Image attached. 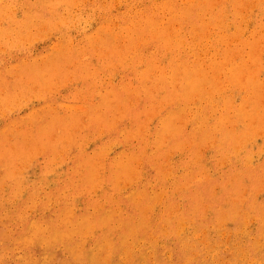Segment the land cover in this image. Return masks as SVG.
<instances>
[{
	"label": "rangeland",
	"instance_id": "374dc122",
	"mask_svg": "<svg viewBox=\"0 0 264 264\" xmlns=\"http://www.w3.org/2000/svg\"><path fill=\"white\" fill-rule=\"evenodd\" d=\"M253 65H256L255 69ZM214 67H217V72L214 71L216 75L211 73ZM262 67L264 69V0H0V198L3 197V200L0 199V241L3 239L6 242H0V264H264V123H261L263 127L258 123L255 129L249 128L252 124L256 126L254 122L247 123L248 117L238 116L242 110L247 116L260 115V120L264 122ZM197 70L199 75L193 76V80L195 77L201 85L194 93L197 96L191 94L190 99H186L187 103L183 100L185 105L181 104L183 102L177 98L189 82V86L193 83L190 76L184 73L194 74ZM236 71H241L243 82L232 85L233 81L229 78ZM214 77H218L219 81ZM208 80L215 81L212 82L214 85H209ZM221 81L223 83L215 85ZM175 84L176 87L178 84L177 88ZM241 84L246 89L245 86L235 89ZM255 86L258 88L255 89ZM204 88H209L210 93L208 90L203 92ZM217 89L223 90L215 93ZM202 96H209V99H201ZM224 99L227 101L225 105ZM260 103L262 106H259ZM201 109L202 114L204 110L207 113L201 116ZM131 112L136 116L129 114ZM231 113H235L236 117L230 116ZM199 114L202 120L205 119L204 123L200 122ZM225 115L230 122L225 120ZM93 123H97L99 129H95ZM198 123H202L200 126L204 133L200 132ZM218 123L222 124L219 125L223 130L227 129L228 136L233 134L231 138L226 136L224 139L225 133L221 134L223 130ZM246 124H250V130ZM197 129L200 133L196 132ZM210 129L218 132H211L217 140L210 139ZM230 130L232 133H229ZM173 134L177 135L175 139L179 144L182 141L185 146L181 144V147L176 146L177 150L173 149L176 145ZM204 134L210 143L208 139L205 141ZM58 138L71 142L66 145V141L60 142ZM190 140L195 141L192 143ZM199 142L200 145L195 146ZM56 143L64 147H58ZM21 148L23 156L29 154L26 161V155L24 159L21 157ZM10 155L13 159L21 157L24 161L12 159L14 162L11 163L16 165L11 167ZM193 155L199 156L198 159ZM77 158L78 162L83 160L80 161L82 164H77ZM186 163L189 164L187 167L184 166ZM89 164L93 166L90 170ZM92 169L97 170H93L95 174ZM128 169L134 178H131ZM13 170L15 175H12ZM66 179L71 183L68 184ZM76 179H80L82 184ZM93 180L95 184L92 186L100 184L91 188L89 185ZM85 186L84 191L82 188ZM14 190L17 194L23 191L17 195ZM80 190L84 193L81 194ZM87 192H90L89 195ZM48 196H51V201ZM135 196L141 198L136 200ZM67 211L70 217L64 216ZM122 217H126L125 220ZM70 221L73 224L68 225ZM76 227H79L78 232ZM175 231H179L178 236ZM70 233L73 237L69 236ZM16 242L20 243L19 246Z\"/></svg>",
	"mask_w": 264,
	"mask_h": 264
},
{
	"label": "bare ground",
	"instance_id": "6f19581e",
	"mask_svg": "<svg viewBox=\"0 0 264 264\" xmlns=\"http://www.w3.org/2000/svg\"><path fill=\"white\" fill-rule=\"evenodd\" d=\"M153 1H154V0H153ZM15 2H16V0H15ZM33 2H34V1H33ZM198 2H199V1H198ZM198 2H197V3H198ZM203 2H204V1H203ZM208 4H209V3H208ZM69 5H70V4H69ZM196 5H197V4H196ZM209 5H210V4H209ZM39 6H40V5H39ZM41 7H42V6H41ZM47 7H48V6H47ZM194 7H195V6H194ZM50 8H51V7H50ZM65 9H66V8H65ZM183 9H184V8H183ZM66 10H67V9H66ZM70 12H71V11H70ZM240 12H241V11H240ZM55 14H56V13H55ZM178 15H179V14H178ZM64 16H65V15H64ZM46 20H47V19H46ZM217 22H218V21H217ZM176 24H177V23H176ZM243 26H244V25H243ZM128 28H129V27H128ZM177 28H178V27H177ZM203 28H204V27H203ZM242 28H243V27H242ZM156 29H157V28H156ZM194 30H195V29H194ZM67 31H68V30H67ZM162 36H163V35H162ZM66 40H67V39H66ZM262 41H263V40H262ZM95 42H96V41H95ZM67 43H68V42H67ZM137 45H138V44H137ZM16 46H17V45H16ZM258 48H259V46H258ZM256 49H257V48H256ZM226 50H227V49H226ZM256 51H257V50H256ZM232 52H233V51H232ZM250 53H251V52H250ZM253 53H254V52H253ZM255 53H256V52H255ZM259 53H260V52H259ZM63 56H64V55H63ZM203 56H204V55H203ZM107 59H108V58H107ZM256 60H257V59H256ZM220 61H221V60H220ZM257 61H258V60H257ZM205 62H206V61H205ZM111 63H112V61H111ZM109 64H110V63H109ZM218 64H219V63H218ZM235 64H236V63H235ZM259 64H260V63H259ZM191 65H192V64H191ZM111 66H112V65H111ZM217 66H219V65H217ZM253 66H254V69H255V66H256V65H253ZM67 67H68V66H67ZM244 67H245V66H244ZM125 68H126V67H125ZM125 68H124V69H125ZM207 68H208V67H207ZM210 68H211V67H209V69H210ZM214 68H215V70H213V71L211 72V73H213V74H214L215 72H217V70H216L217 67H214ZM221 68H222V67H221ZM245 68H246V67H245ZM249 68H251V67H249ZM252 68H253V67H252ZM122 69H123V68H122ZM212 69H213V68H212ZM222 69H223V68H222ZM262 69H263V67H262ZM109 70H110V69H109ZM248 70H249V69H248ZM263 70H264V69H263ZM65 71H66V70H65ZM214 71H215V72H214ZM43 72H44V71H43ZM250 72H251V71H249V73H250ZM48 73H49V72H48ZM162 73H163V72H162ZM249 73H248V74H249ZM251 73H252V72H251ZM55 74H56V73H55ZM177 74H181V73H177ZM177 74H176V75H177ZM184 74H185V76L189 75V76H190L189 79H190V81H192L193 83H192L191 86H189V85H190V82H189V83L187 84V87L184 88V92H183V93L177 98L178 101H182V102H183V100H186L191 94L194 95V96H197V94L195 95L194 93H195L196 91H199L198 89H199L200 86H201L200 83H199V84L197 83V79H195V77H197V76L199 75V71H198V70H197L196 72H194V74H193V73H184ZM190 74H192V75H190ZM228 74H229V73H228ZM215 75H216V73H215ZM240 75H241V71H236V72L232 73L231 77L229 78V81H230V79H231V81H233V82H232V85H233V84H239V83L243 82L242 77H240ZM242 75H243V73H242ZM49 76H50V75H49ZM157 76H158V75H157ZM193 76H195V77H194V80H193ZM208 76H209V75H208ZM217 76H218V75H217ZM220 76H221V75H220ZM220 76H219V77H220ZM226 76H230V75H226ZM245 76H246V75H245ZM253 76H255V75H253ZM8 77H9V76H8ZM76 77H77V74H76ZM205 77H206V75H205ZM247 77H249V76H247ZM214 78H215V77H214ZM226 78H227V77H226ZM244 78H245V77H243V79H244ZM253 78H254V77H253ZM175 79H176V78H175ZM203 79H204V78H203ZM208 79H209V78H208ZM215 79L217 80V79H219V78L217 77V78H215ZM248 79H249V78H248ZM63 80H64V79H63ZM63 80H62V81H63ZM80 80H81V79H80ZM227 80H228V79H227ZM4 81H5V80H4ZM172 81H173V80H172ZM204 81H205V80H204ZM208 81H209V80H208ZM217 81H219V80H217ZM131 82H132V81H131ZM212 82H213V81H209L208 84L210 85ZM214 82H215V81H214ZM214 82H213V83H214ZM226 82H227V81L225 80V83H226ZM254 82H255V81H254ZM125 83H126V82H125ZM156 83H157V82H156ZM156 83H155V84H156ZM206 83H207V82H206ZM213 83H212V85H214ZM220 83H223V82L221 81V82H219V83H217V84H215V85L218 86ZM64 84H66V83H64ZM202 84H203V83H202ZM244 84H245V83H244ZM209 85H207V86H209ZM249 85H251V84H249ZM207 86H206V87H207ZM217 86H216V87H217ZM240 86H241V87H240ZM240 86H237V87H239V88H236V87H235V89H241L242 86H245V85H242V84H241ZM168 87H169V86H168ZM174 87H176V84H175ZM177 87H178V84H177ZM177 87H176V88H177ZM202 87H203V86H202ZM204 87H205V85H204ZM212 87L215 88V86H212ZM220 87H221V86H220ZM220 87H219V88H220ZM225 87H226V84H225ZM247 87H248V85H247ZM256 87H257V86H255V89H256ZM263 87H264V86H263ZM156 88H157V87H156ZM209 88L211 89V87H209ZM209 88H207L206 90H208V92L210 93V91H211L212 89L210 90ZM219 88H218V89H219ZM223 88H224V84H223ZM232 88H233V87H231V89H232ZM243 88H244V87H243ZM252 88H253L252 86L249 88V89L251 90V93H252V90H253ZM257 88H258V87H257ZM150 89H151V88H150ZM173 89H175V88H173ZM218 89L216 90L215 93H217L218 91L220 92V90H221V91L223 90V89H220V90H218ZM227 89H228V88H227ZM245 89H246V86H245ZM261 89H264V88H261ZM261 89H260V90H261ZM176 90H177V89H176ZM201 90H203V89H201ZM206 90H205V88H204V91H203V92H205ZM209 90H210V91H209ZM167 91H169V89H168ZM214 91H215V90L213 89V92H214ZM156 92H157V91H156ZM170 92H171V91H170ZM203 92H202V94H203ZM244 92H245V91H244ZM244 92H243V93H244ZM255 92H256V91H255ZM8 93H9V92H8ZM34 93H35V92H34ZM158 93H159V92H158ZM199 93H200V92H199ZM199 93H198V94H199ZM206 93H207V92H206ZM226 93H227V92H226ZM155 94H157V93H155ZM228 94H229V93H228ZM254 94H255V93H254ZM207 95H208V94H207ZM261 95L263 96V94H261ZM164 96H165V95H164ZM166 96H167V95H166ZM169 96H170V95H169ZM234 96H235V95H234ZM255 96H256V95H255ZM255 96H254V97H255ZM77 97H78V96H77ZM143 97H144V96H143ZM172 97H173V96H172ZM172 97H171V98H172ZM174 97H175V96H174ZM176 97H177V95H176ZM203 97L208 98L209 96H202L201 99H202ZM237 97H238V96H237ZM146 98H147V97H146ZM161 98H162V96H161ZM169 98H170V97H169ZM191 98H192V96H191ZM199 98H200V97H199ZM225 98H226V97H225ZM229 98H230V97H229ZM239 98H240V97H239ZM251 98H252V97H251ZM261 98H262V97H261ZM16 99H17V98H16ZM162 99H163V98H162ZM188 99H190V98H188ZM204 99H205V98H204ZM208 99H209V98H208ZM245 99H246V97H245ZM13 100H14V98H13ZM85 100H86V99H85ZM154 100H155V99H154ZM165 100H166V98H165ZM196 100H197V99H196ZM251 100H252V99H251ZM253 100H254V98H253ZM261 100H262V99H261ZM163 101H164V100H163ZM167 101H168V100H167ZM187 101H188V100H186V103H187ZM190 101H192V100H190ZM207 101H208V100H207ZM225 101H226V99H224V102H225ZM262 101L264 102V100H262ZM159 102H160V100H159ZM168 102H169V101H168ZM226 102H227V101H226ZM226 102L223 103V104L225 105ZM251 102H253V101H251ZM251 102H250V103H251ZM263 102H262V103H263ZM128 103H129V102H128ZM170 103H171V101H170ZM177 103H178V102H177ZM180 103H181V102H180ZM180 103H179V104H180ZM184 103H185V102H183V103H181V104H184ZM188 103H190V102H188ZM229 103H230V101H229ZM159 104H160V103H158V105H159ZM205 104H206V102H205ZM247 104H249V102H247L246 105H247ZM254 104H255V103H254ZM110 105H111V104H110ZM130 105H131V104H130ZM176 105H177V104H176ZM184 105H185V104H184ZM195 105H196V104H195ZM214 105H215V104H214ZM244 105H245V104H244ZM256 105H257V103H256ZM260 105H261V103L259 104V106H260ZM160 106L162 107L161 104H160ZM205 106H206V105H205ZM215 106H216V105H215ZM230 106H231V105H230ZM238 106H239V105H238ZM242 106H243V105H242ZM247 106H248V105H247ZM247 106H246V108H247ZM261 106H262V105H261ZM153 107H154V106H153ZM169 107H170V106H169ZM188 107H189V105H188ZM188 107H187V108H188ZM212 107H213V106H212ZM227 107H228V106H227ZM252 107H253V106H252ZM257 107H258V106H257ZM0 108H1V107H0ZM66 108H67V107H66ZM70 108H71V107H70ZM118 108H119V106H118ZM144 108H145V107H144ZM174 108H175V107H174ZM187 108H186V109H187ZM193 108H194V107H193ZM200 108H202V107H199V109H200ZM208 108H210V107H208ZM223 108H224V107H223ZM230 108H231V107H230ZM240 108H241V107H240ZM254 108H255V107H254ZM71 109H72V108H71ZM77 109H78V108H77ZM119 109H121V108H119ZM149 109H150V108H149ZM155 109H157V108H155ZM176 109H177V107H176ZM182 109H184V108H182ZM210 109H211V108H210ZM72 110H73V109H72ZM121 110H122V109H121ZM212 110H213V108H212ZM247 110H248V109H247ZM130 111H131V110H130ZM187 111H188V110H187ZM224 111H225V110H224ZM240 111H241V112L238 113V116H239V117H241V118H246V117H248V118H249V122L247 121V119H248V118H247V119H246L247 123H250V121H251V122H254V124L256 125V126H252L253 124L250 125V124H251V123H250V124H248V126L250 125L249 128H252V127H253V129H255V128L258 126V125H257L258 123H260V125H261V123H264L262 120H260V117H261L260 115H258L259 117H257V115H255V116H247V115H246V112H243L242 110H240ZM245 111H246V110H245ZM33 112H34V111H33ZM94 112H95V111H94ZM128 112H129V111H128ZM128 112H127V113H128ZM132 112H133V111H132ZM132 112L129 113V114H133ZM154 112H155V110H154ZM172 112H173V108H172ZM200 112H201V116H202L204 113H205V114L207 113V112L204 110V113L202 114V112H203L202 109H201ZM200 112H198V113H200ZM213 112H214V111H213ZM213 112H212V113H213ZM215 112H216V111H215ZM215 112H214V113H215ZM222 112H223V111H222ZM230 112H231V111H230ZM256 112H257V111H256ZM263 112H264V110L262 111V114L264 115ZM122 113H123V112H122ZM139 113H140V112H139ZM139 113H138V114H139ZM155 113H156V112H155ZM174 113H175V112H174ZM181 113H182V111H181ZM186 113L188 114V112H186ZM212 113H211V114H212ZM214 113H213V114H214ZM249 113L251 114V112H248V114H249ZM125 114H126V112H125ZM148 114H149V113H148ZM158 114H159V113H158ZM205 114H204V115H205ZM223 114H224V113H223ZM227 114H228V113H227ZM234 114H235V113H234ZM234 114L232 115V113H231L230 116L234 117V116H235ZM252 114H253V113H252ZM109 115H111V114H109ZM133 115H135V114H133ZM133 115H132V116H133ZM142 115H143V114H142ZM182 115H183V114H182ZM197 115H198V114H197ZM130 116H131V115H130ZM135 116H136V115H135ZM135 116H134V117H135ZM139 116H140V115H139ZM139 116H137V117H139ZM144 116H145V115H144ZM201 116H200V114H199V116H198L199 119L201 118ZM215 116H216V115H215ZM230 116H229V117H230ZM125 117H126V115H125ZM134 117H132V118L134 119ZM147 117H148V115H147ZM170 117H171V116H170ZM183 117H184V115L182 116V118H183ZM203 117H206V116H203ZM235 117H236V116H235ZM253 117H256V118H253ZM109 118H110V117H109ZM121 118H122V117H121ZM127 118H129V115H128ZM130 118H131V117H130ZM142 118H143V117H142ZM142 118H141V119H142ZM148 118H149V117H148ZM152 118H153V117H151V119H152ZM177 118H178V117H177ZM223 118H224V117H223ZM258 118H259V120H258ZM262 118L264 119V117H262ZM262 118H261V119H262ZM84 119H85V117H84ZM133 119H131V120H133ZM138 119H139V118H138ZM179 119H181L180 116H179ZM226 119L229 121V118L226 117V115H225V120H226ZM251 119H252V120H251ZM255 119L257 120V123H256V120H255ZM119 120H120V119H119ZM127 120H129V119H127ZM145 120H146V119H145ZM145 120H144V121H145ZM168 120H169V119H168ZM203 120L205 121L204 118H203ZM203 120H202V118H201L200 122L203 121ZM206 120H207V119H206ZM116 121H117V120H116ZM138 121H139V120H138ZM147 121H148V120H147ZM179 121H180V120H179ZM204 121H203V123H204ZM232 121H233V120H232ZM243 121H244V120H243ZM52 122H53V121H52ZM96 122L98 123V122H100V121H96ZM113 122H114V121H113ZM145 122H146V121H145ZM181 122H182V121H181ZM181 122H180V123H181ZM200 122H199V123H200ZM220 122H221V121H220ZM223 122H225V121L223 120ZM226 122H227V121H226ZM229 122H230V121H229ZM57 123H58V122H57ZM94 123H95V122H94ZM94 123H93V124H94ZM97 123H96V125L94 124V125L96 126L95 129H96V128L99 129V127H97ZM101 123H102V122H100V124H101ZM103 123H104V122H103ZM140 123H141V122H140ZM178 123H179V122H178ZM189 123H191V122H189ZM199 123H198V124H199ZM206 123H207V122H206ZM206 123H205V124H206ZM35 124H36V123H35ZM98 124H99V123H98ZM104 124H105V123H104ZM115 124H116V122H115ZM145 124H146V123H145ZM174 124H176V123H174ZM201 124H202V123H201ZM201 124H199V126H200ZM219 124H220V125H222V124H221V123H218V126L221 127ZM223 124H224V123H223ZM243 124H245V123H243ZM63 125H64V124H63ZM88 125H89V124H88ZM165 125H166V124H165ZM179 125H180V124H179ZM229 125H230V124H229ZM229 125H228V126H229ZM232 125L235 126L234 124H232ZM236 125H237V124H236ZM98 126H99V125H98ZM102 126H103V125H102ZM175 126H176V125H175ZM185 126H186V125H185ZM245 126L248 128L247 124H246ZM261 126H262V125H261ZM263 126H264V125H263ZM263 126H262V127H263ZM30 127H32V126H30ZM60 127H61V126H60ZM79 127H80V126H79ZM100 127H101V126H100ZM106 127L108 128V126H106ZM144 127H145V126H144ZM171 127H172V126H171ZM214 127H215V126H214ZM219 127H218V128H219ZM223 127L225 128L224 125H223ZM55 128H56V127H55ZM93 128H94V127H93ZM93 128L91 127V129H93ZM176 128H177V127H176ZM194 128H195V127H194ZM198 128H200V132L202 133L203 130L201 131V126L198 127ZM205 128H207V127L205 126ZM205 128H202V129H205ZM212 128H213V127H212ZM218 128L215 127V129H218ZM232 128H233V127H232ZM249 128H248V129H249ZM263 128H264V127H263ZM95 129H94V130H95ZM109 129H110V128H109ZM172 129L174 130L175 127H173ZM177 129H178V128H177ZM195 129H196V128H195ZM253 129H251V131H252ZM258 129H259V127H258ZM140 130H141V129H140ZM145 130H146V129H145ZM181 130H183V128H182ZM205 130H206V129H205ZM210 130H212V129H210ZM218 130H219V129H218ZM222 130H223V128L221 127V131H222ZM224 130H225V129H224ZM224 130H223V131H224ZM226 130H227V129H226ZM226 130H225V132H223V131H222V133L220 132L222 135L225 133V134H224V139H225L226 136H228V135L226 134ZM249 130H250V129H249ZM249 130H248V131H249ZM259 130H260V129H259ZM28 131H29V130H28ZM48 131H49V130H48ZM73 131H75V130H73ZM104 131H105V130H104ZM106 131H107V130H106ZM106 131H105V132H106ZM111 131H112V130H111ZM116 131H117V128H116ZM142 131H143V130H142ZM171 131H172V130H171ZM171 131H170V133H171ZM189 131H190V130H189ZM195 131H196V130H193L194 133L198 132V129H197L196 132H195ZM206 131H208V130H206ZM213 131H214V129H213L212 131H210V135H212L211 132H213ZM228 131H229V130H228ZM262 131H263V132H262V134H263V133H264V130H262ZM11 132H12V130H11ZM46 132H47V131H46ZM56 132H58V130H56ZM107 132H108V131H107ZM174 132H175V131H174ZM180 132H182V131H180ZM200 132H198V133H200ZM204 132H205V131H203V133H204ZM208 132H209V131H208ZM208 132H207V135H208ZM214 132H215V133H218V132H216V130H215ZM214 132H213V133H214ZM70 133H71V131H70ZM129 133H130V132H129ZM191 133H192V132H191ZM215 133H214V134H215ZM229 133H232L231 130H230ZM229 133H228V134H229ZM241 133H242V132H241ZM241 133H240V134H241ZM37 134H38V133H37ZM39 134H40V133H39ZM55 134H56V133H55ZM62 134H63V133H62ZM62 134H60V135H62ZM114 134H115V133H114ZM196 134H197V133H196ZM196 134H195V135H196ZM214 134H213V135H214ZM15 135H18V134H15ZM34 135H35V134H34ZM46 135H47V134H46ZM99 135H100V134H99ZM149 135H150V134H149ZM179 135H180V134H179ZM179 135H178V136H179ZM181 135H182V134H181ZM191 135H193V133H192ZM213 135H212V137H213ZM232 135H233V134H231L230 136L232 137ZM19 136L22 137L23 135H22V136L19 135ZM48 136H49V135H48ZM64 136H65V135H64ZM64 136H63V137H64ZM66 136H67V135H66ZM128 136H129V135H128ZM173 136H174V137H173L172 139H175V137H176L177 135H176V134H175V135L173 134ZM208 136H209V135H208ZM217 136H218V134H217ZM230 136H228V137L231 138ZM240 136H242V134H241ZM246 136H247V135H246ZM52 137H53V136H52ZM60 137L62 138V136H60ZM60 137H59V138H60ZM156 137H157V136H156ZM179 137H180V136H179ZM181 137H182V136H181ZM183 137H184V136H183ZM189 137H191V136H189ZM203 137H205V141H206L207 139L209 140V138H207V136H206L205 134H204ZM212 137H211L210 139H214V140L216 139V140H217V138H214V137L212 138ZM221 137H222V136H221ZM252 137H253V136H252ZM256 137H257V136H256ZM23 138H24V137H23ZM42 138H43V137H42ZM59 138H58L57 140L61 142L62 140H59ZM97 138H98V137H97ZM100 138H101V137H100ZM145 138H146V137H145ZM165 138H166V137H165ZM177 138H178V137H177ZM192 138H193V137H192ZM192 138H191V140H192ZM194 138H195V137H194ZM249 138H250V137H249ZM249 138L246 137V139H249ZM262 138H263V137H262ZM10 139H11V138H10ZM25 139H27V138H25ZM39 139H40V138H39ZM178 139H179V138H178ZM187 139H188V138H187ZM240 139H242V138H240ZM37 140H38V139H36L35 141H37ZM45 140H46V138H45ZM50 140H51V138H50ZM57 140H55V141L57 142ZM63 140H64V139H63ZM68 140H69V139H67V141H68ZM142 140H143V139H142ZM158 140H159V139H158ZM170 140H171V139H170ZM170 140H169V143H170ZM191 140H190V141H191ZM203 140H204V138H203ZM203 140H201V141H203ZM220 140H221V139H220ZM225 140H226V139H225ZM28 141H29V140H28ZM38 141H40V140H38ZM65 141H66V138H65ZM65 141H62V142L64 143ZM67 141L65 142L66 145H67L69 142H71V141H69V142H67ZM147 141H148V140H147ZM173 141H174V140H173ZM173 141H172V142H173ZM194 141H195V140H194ZM194 141H193V142H194ZM196 141H197V140H196ZM198 141H199V139H198ZM218 141H219V140H218ZM222 141H223V140H222ZM234 141H235V140H234ZM234 141H233V142H234ZM247 141H248V140H247ZM113 142H114V141H113ZM145 142H146V141H145ZM161 142H162V141H161ZM191 142H192V141H191ZM191 142H190V144H191ZM193 142H192V143H193ZM208 142L210 143V140H209ZM208 142H207V143H208ZM213 142H214V141H213ZM82 143H83V142H82ZM114 143H116V142H114ZM143 143H144V141H143ZM147 143H148V142H147ZM169 143H168V144H169ZM180 143L183 144V146H185V145H184V142L182 143V141H181ZM195 143H196V142H195ZM117 144H118V143H117ZM175 144H176V145H175ZM175 144H174V145H175V148H174L173 145H172V146H173V149L177 150V149H176V146H177V148H178L181 144H179V141L176 140V139H175ZM186 144H187V143H186ZM190 144H189V145H190ZM212 144H213V143H212V141H211V145H212ZM241 144H242V142H241ZM248 144H249V143H248ZM53 145H54V143H53ZM56 145L58 146V143H56ZM56 145H55V146H56ZM68 145H69V144H68ZM84 145H85V144H84ZM160 145L162 146V144H160ZM187 145H188V144H187ZM198 145H200V142H199V144H195V146H198ZM207 145L209 146L210 144H207ZM231 145H232V144H231ZM239 145H240V144H239ZM59 146H63V147H64V145H61V143H60ZM59 146H58V147H59ZM87 146H88V145H87ZM106 146H107V145H106ZM113 146H114V145H113ZM140 146H141V145H140ZM161 146H160V147H161ZM168 146H169V145H168ZM168 146H167V147H168ZM261 146H262V145H261ZM18 147H19V146H18ZM160 147H158V148H160ZM180 147H181V146H180ZM205 147H207V146H205ZM212 147H213V146H212ZM218 147H219V146H218ZM221 147H222V146H221ZM231 147H232V146H231ZM10 148H11V150L14 149V148H12V147H10ZM60 148H61V147H60ZM83 148H84V147H83ZM142 148H143V147H142ZM153 148H154V147H153ZM203 148H204V147H203ZM228 148H230V146H229ZM67 149H68V148H67ZM143 149H144V148H143ZM145 149H146V147H145ZM180 149H182V148H180ZM192 149H193V148H192ZM201 149H202V148H201ZM207 149H208V147H207ZM224 149H225V148H224ZM15 150H16V149H15ZM42 150H43V149H42ZM47 150H48V149H47ZM171 150H172V148H171ZM190 150H191V149H190ZM211 150H212V149H211ZM228 150H229V149H228ZM261 150H262V149H261ZM19 151H20V153H21V151H23L22 148H21V150H19ZM29 151H30V150H29ZM35 151H36V150H35ZM68 151H69V150H68ZM99 151H101V150H99ZM162 151H163V150H162ZM173 151H174V150H172V152H173ZM193 151H194V150H193ZM209 151H210V150H209ZM218 151H220V150H218ZM245 151H246V150H245ZM23 152H24V151H23ZM23 152L21 153V155H22L21 157H23V159H24V156H25L26 154L23 156ZM50 152H51V151H50ZM108 152H109V151H108ZM163 152H164V151H163ZM195 152H196V151H195ZM195 152H194V153H195ZM197 152H199V151H197ZM237 152H238V150H237ZM161 153H162V152H161ZM194 153H193V154H194ZM222 153H223V152H222ZM235 153H236V152H235ZM263 153H264V152H263ZM18 154H19V153H18ZM50 154H51V153H50ZM79 154H80V153H79ZM79 154H78V155H79ZM81 154H82V153H81ZM134 154H135V153H134ZM162 154H163V153H162ZM165 154H166V153H165ZM219 154H220V153H219ZM231 154H232V151H231ZM253 154H254V152H253ZM7 155H9L8 152H7ZM11 155H12V154H11ZM11 155H10V156H11ZM14 155H15V154H14ZM16 155H17V154H16ZM16 155H15V157H16ZM28 155H29V154H27L25 157H27ZM39 155H40V154H39ZM59 155H62V154H59ZM76 155H77V154H76ZM78 155H77V156H78ZM129 155H130V154H129ZM129 155H128V157H129ZM132 155H133V154H132ZM143 155H144V154H143ZM167 155H168V154H167ZM169 155L171 156L170 153H169ZM224 155H225V154H224ZM233 155H234V154H233ZM254 155H255V154H254ZM258 155H260V154L258 153ZM10 156H7V157L5 156V157H6V158H10ZM49 156H50V155H49ZM56 156H57V155L55 154V158H56ZM105 156H106V155H105ZM126 156H127V155H126ZM134 156H135V155H134ZM141 156H142V154H141ZM149 156H150V155H149ZM193 156H194L195 159H196V158L198 159V157H199V156H198V157H195V155H193ZM216 156H217V155H216ZM222 156H223V155L221 154V157H222ZM231 156H232V155H231ZM248 156H249V155H248ZM17 157H18V155H17ZM21 157H19L18 159H20V162H23L24 160L21 161V159H22ZM137 157H138V156H137ZM165 157H167V156L165 155ZM221 157H220V158H221ZM226 157H227V156H226ZM226 157H225V158H226ZM262 157H264V156H262ZM28 158H29V157L25 158V161H26V159L28 160ZM57 158H58V156H57ZM57 158H56V159H57ZM84 158H85V156H84ZM91 158H92V157H90V160H91ZM94 158H95V157H94ZM116 158H117V157H116ZM122 158H123V157H122ZM143 158H144V157H143ZM152 158H153V157H152ZM156 158H157V157H156ZM3 159H5V158H3ZM3 159H2V160H3ZM10 159H11L10 163H11V162H14L13 160H16L15 158L13 159L12 156H11ZM12 159H13V160H12ZM18 159H17V160H18ZM56 159H55V160H56ZM69 159H70V158H68L67 160H69ZM124 159H125V158H124ZM134 159L136 160V157H135ZM149 159H151V158H149ZM154 159H155V158H154ZM195 159H194V160H195ZM222 159H223V157H222ZM243 159H244V158H243ZM5 160H6V159H5ZM17 160H16V161H17ZM64 160H65V159H64ZM79 160H80V159H79ZM84 160H85V159H84ZM164 160H165V159H164ZM31 161H32V160H31ZM31 161H30V162H31ZM52 161H54V159H53ZM52 161H51V162H52ZM69 161H70V160H69ZM80 161H81V160H80ZM80 161H79V162H80ZM188 161H189V159H188ZM191 161H192V160H191ZM191 161H190V162H191ZM225 161H226V160H224V164H225ZM248 161H249V159H248ZM2 162H3V161H2ZM5 162H6V161H5ZM46 162H47V161H46ZM76 162H77V164L79 163V162H78V158H77V161H76ZM81 162H83V160H82ZM81 162H80V163H81ZM94 162H95V161H94ZM154 162H155V161H154ZM190 162H188V163H190ZM214 162H215V161H214ZM6 163H8V162H6ZM15 163H16V162H15ZM49 163H50V162H49ZM64 163H65V161H64ZM69 163H70V162H69ZM89 163H93V162L89 161ZM155 163H156V162H155ZM164 163H166V162L164 161ZM164 163H163V164H164ZM194 163H195V162H194ZM205 163H206V162H205ZM210 163H211V162H210ZM236 163H237V162H236ZM247 163H248V162H247ZM2 164H3V163H2ZM4 164H5V163H4ZM11 164H12V165H11ZM11 164H10V165H11V167H12V166H13V163H11ZM81 164H82V163H81ZM87 164H88V162L86 163V165H87ZM138 164H139V163H138ZM163 164H162V166H163ZM184 164H185V163H184ZM186 164H187V163H186ZM195 164H196V163H195ZM218 164H219V163H218ZM15 165H16V164H14V166H15ZM20 165H21V164H20ZM84 165H85V164H84ZM93 165H94V163H93ZM140 165H141V164H140ZM155 165H157V164H155ZM188 165H189V164L184 165V166L187 167ZM14 166H13V167H14ZM24 166H25V165H24ZM24 166H23V167H24ZM76 166H77V165H76ZM82 166H83V165H82ZM88 166H89L88 169L90 170V167H91L92 165L90 166V164H89ZM97 166H99V165L97 164ZM97 166H96V167L94 166V168H98ZM172 166H173V165H172ZM190 166H191V165H190ZM217 166H219V165H217ZM251 166H252V165H251ZM251 166H250V167H251ZM18 167H19V166H18ZM18 167H17V168H18ZM79 167H80V166H78L77 168H79ZM84 167H86V166H84ZM99 167H100V166H99ZM125 167H126V166H125ZM133 167H134V166H133ZM135 167H136V164H135ZM213 167H214V166H213ZM8 168H9V166H8ZM17 168H16V170H17ZM19 168H20V167H19ZM86 168H87V167H86ZM91 168H93V166H92ZM101 168H102V166H101ZM129 168H130V167H129ZM156 168H157V167H156ZM182 168H183V167H182ZM182 168H181V169H182ZM203 168H204V166H203ZM245 168H246V167H245ZM81 169H82V168H81ZM88 169H87V170H88ZM136 169H137V168H136ZM161 169H163V168H161ZM234 169H235V168H234ZM26 170H27V169H26ZM45 170H46V169H45ZM45 170H43V171H45ZM82 170H83V169H82ZM89 170H88L87 172H89ZM93 170H94V169H92V173H93ZM120 170L124 173V171H123L122 169H120ZM137 170H138V169H137ZM199 170H200V169H199ZM261 170H262V169H261ZM83 171H84V170H83ZM83 171H82V172H83ZM94 171H95V170H94ZM96 171H97V170H96ZM96 171H95V172H96ZM101 171H102V170H101ZM128 171H129V174H130V170H129V169H128ZM163 171H164V170H163ZM166 171H167V170H166ZM177 171H178V170H177ZM223 171H224V170H223ZM244 171H245V170H244ZM246 171H247V170H246ZM11 172H13L12 175H15V174H16V172H15V174H14V170L11 171ZM23 172H24V171H23ZM69 172H70V171H69ZM72 172H73V171H72ZM77 172H78V171H76L75 174H76ZM99 172H100V171H99ZM113 172H115V171H113ZM160 172H162V171H160ZM188 172H189V171H188ZM193 172H194V171H193ZM210 172H211V171H210ZM228 172H229V171H228ZM231 172H232V171H231ZM236 172H237V171H236ZM240 172H241V171H240ZM21 173H22V171H21ZM42 173H43V172H42ZM51 173H52V172H51ZM83 173H84V172H83ZM174 173H175V172H174ZM198 173H199V172H198ZM198 173H197V174H198ZM200 173H201V172H200ZM253 173H254V172H253ZM263 173H264V172H263ZM263 173H262V175H264ZM44 174H45V173H44ZM44 174H43L42 176H44ZM75 174L73 173V175H75ZM86 174H87V173H86ZM88 174L90 175L91 173L89 172ZM88 174H87V175H88ZM93 174H95V173H93ZM125 174H126V173H125ZM129 174H126V175H129ZM170 174H171V173H170ZM177 174H179V173H177ZM240 174H241V173H240ZM242 174H244V173H242ZM246 174H247V173H246ZM260 174H261V173H260ZM71 175H72V173H71ZM91 175H92V174H91ZM98 175H99V174H97V176H98ZM120 175H121V176H124V174H123V175L120 174ZM120 175L118 176L119 179H120ZM130 175L132 176V173H131ZM160 175H162V174H160ZM164 175H165V174H164ZM186 175H187V174H186ZM249 175H251V174H249ZM253 175L255 176V174H253ZM64 176L67 177L68 175H64ZM76 176H77V175H76ZM76 176H75V177H76ZM95 176H96V175H95ZM105 176H106V175H105ZM134 176H135V174H134ZM167 176H168V175H167ZM173 176H174V175H173ZM244 176H245V174H244ZM247 176H248V174H247ZM254 176H253V177H254ZM10 177H11V176H10ZM16 177H17V175H16ZM22 177H23V176H22ZM22 177H21V178H22ZM26 177H27V176H26ZM44 177H45V176H44ZM85 177H86V175H85ZM89 177H90V176H89ZM98 177H99V176H98ZM98 177H97V178H98ZM158 177H159V176H158ZM242 177H243V176H242ZM255 177H256V176H255ZM258 177H260V175H259ZM263 177H264V176H263ZM263 177L261 176V178H263ZM11 178H13V177H11ZM14 178H15V176H14ZM14 178H13V179H14ZM17 178H18V177H17ZM19 178H20V176H19ZM19 178H18V179H19ZM40 178H41V177H40ZM76 178H77V177H76ZM83 178H84V176H83ZM97 178H96V179H97ZM116 178H117V176H116ZM127 178L130 179L129 176H128ZM127 178H126V179H127ZM131 178H134V177L132 176ZM166 178H167V177H166ZM233 178H234V177H233ZM72 179H73V178H72ZM72 179H70V180H72ZM74 179H75V178H74ZM81 179H82V178H81ZM86 179H87V177H86ZM104 179H105V178H104ZM139 179H140V178H139ZM164 179H165V178H164ZM185 179H187V178L185 177ZM248 179H249V178H248ZM250 179H251V178H250ZM79 180H80V179H78V180L76 179V181H79ZM97 180H98V179H97ZM112 180H113V179H112ZM112 180H111V181H112ZM114 180H115V178H114ZM127 180H128V179H127ZM127 180L125 181V179H124L123 181L127 182ZM132 180H134V179H132ZM156 180H157V179H156ZM193 180H194V179H193ZM220 180H221V179H220ZM256 180H257V178H256ZM261 180H262V179H260V181H261ZM7 181H8V179H7ZM11 181H12V180H11ZM63 181H64V180H63ZM66 181H67V179H66ZM74 181H75V180H74ZM83 181H84V180H83ZM83 181H82V182H83ZM120 181H122V179H120ZM128 181H129V180H128ZM180 181H181V180H179L178 182H180ZM185 181H186V180H185ZM190 181H191V180H190ZM211 181H212V180H211ZM243 181H244V180H243ZM262 181H263V180H262ZM53 182H54V181H53ZM72 182H73V181H72ZM80 182H81V181H79V184H80ZM85 182H86V180H85ZM85 182H84V183H85ZM97 182H98V181H97ZM97 182H96V183H97ZM101 182H102V181H101ZM131 182H132V181H131ZM131 182H128V183H131ZM10 183H12V182H9V184H10ZM30 183H32V182H30ZM30 183H29V184H30ZM51 183H52V181H51ZM67 183H68V181H67ZM70 183H71V181H70L68 184H70ZM75 183H76V182H75ZM113 183H114V182H113ZM116 183H117V182H116ZM128 183H127V184H128ZM187 183H188V182H187ZM224 183H225V182H224ZM226 183L228 184V182H226ZM260 183H261V182H260ZM14 184H15V183H14ZM21 184H22V182H21ZM59 184H60V183H59ZM76 184L78 185V182H77ZM81 184H82V183H81ZM81 184H80V185H81ZM91 184H95V183H94V180H93V182H90V185H89V181H88V185H89L90 187L92 186ZM98 184H100V183L98 182ZM98 184L95 185V186H92L91 188L98 186ZM121 184H122V183H121ZM123 184H124V183H123ZM178 184H179V183H178ZM208 184H209V183H208ZM243 184H244V183H243ZM6 185H7V184H6ZM15 185H17V184H15ZM32 185H33V183H32ZM35 185H36V184H35ZM74 185H75V184H74ZM80 185H79V187L81 188ZM83 185H84V184H83ZM176 185H177V184H176ZM205 185H206V184H205ZM214 185H215V184H214ZM218 185H219V184H218ZM218 185H217V186H218ZM225 185H226V184H225ZM252 185H253V184H252ZM7 186H8V185H7ZM28 186L31 187V184L28 185ZM28 186L26 185V187H28ZM71 186H72V185H71ZM71 186H70V187H71ZM121 186H122V185H121ZM151 186H152V185H151ZM197 186H198V185H197ZM203 186H204V185H203ZM233 186H234V185H233ZM240 186H241V185H240ZM14 187H15V186H14ZM24 187H25V186H24ZM75 187H76V186H75ZM79 187L77 188V190H79ZM118 187H119V186H118ZM131 187H132V186H131ZM146 187H147V186H146ZM229 187H230V186H229ZM255 187H258V186H255ZM260 187H261V184H260ZM260 187H259L258 189H260ZM10 188H12V186H10ZM17 188H18V186H16V189H17ZM40 188H41V187H40ZM43 188H44V187H43ZM99 188H100V187H99ZM120 188H121V187H120ZM122 188H123V187H122ZM122 188H121V189H122ZM124 188H125V187H124ZM198 188H200V187L198 186ZM218 188H219V187H218ZM262 188H263V187H262ZM1 189H2V188H1ZM14 189H15V188H14ZM22 189H23V188H22ZM32 189H33V187H32ZM34 189H35V188H34ZM51 189H52V188H51ZM59 189H60V188H59ZM65 189H66V188H65ZM65 189H64V190H65ZM69 189H70V188H69ZM82 189H83V190L86 189V186H85V188H82ZM95 189H96V188H95ZM100 189H101V188H100ZM106 189H107V188H106ZM143 189H144V188H143ZM173 189H174V188H173ZM226 189H227V188H226ZM229 189H230V188H229ZM229 189H228V190H229ZM9 190H10V189H9ZM37 190H38V189H37ZM89 190H91V189H89ZM97 190H98V189H97ZM101 190H102V189H101ZM101 190H100V192H101ZM253 190H254V189H252V191H253ZM22 191H23V190H22ZM22 191H21V192H22ZM27 191H28V190H27ZM30 191H31V190H30ZM33 191H34V190H33ZM33 191L31 192L32 194H33ZM60 191H61V189H60ZM62 191H63V190H62ZM75 191H76V190H75ZM84 191H85V190H84ZM84 191L81 192V190H80L81 194L84 193ZM95 191H96V190H95ZM106 191H107V190H106ZM108 191H109V190H108ZM110 191H111V190H110ZM133 191H134V190H133ZM158 191H159V189H158ZM160 191H161V190H160ZM162 191H163V193H165L163 189H162ZM162 191H161V192H162ZM173 191H174V190H173ZM177 191H178V190H177ZM179 191H180V189H179ZM185 191H186V190H185ZM193 191H194V190H193ZM205 191H206V190H205ZM229 191H230V190H229ZM235 191H236V190H235ZM235 191H234V192H235ZM254 191H255V190H254ZM1 192H2V191H1ZM1 192H0V193H1ZM8 192H9V191H8ZM8 192H6V193H8ZM14 192L17 194V191H16V190H14ZM14 192H13V193H14ZM21 192H18L17 195H19ZM38 192H39V191H37V193H38ZM77 192L79 193V191H77ZM91 192H92V191H91ZM98 192H99V190H98ZM141 192H142V191H141ZM141 192H140V193L138 192V193L141 194ZM143 192H145V191L143 190ZM167 192H168V191H167ZM195 192H196V191H195ZM201 192H202V191H201ZM208 192L210 193V190H209ZM237 192H238V191H237ZM255 192H257V190H256ZM4 193H5V192H4ZM85 193H86V192H85ZM88 193H90V192H87V194H88ZM105 193H106V192H105ZM116 193H117V192H116ZM136 193H137V191H136ZM136 193H135V194H136ZM163 193H162V194H163ZM178 193H179V192H178ZM180 193H181V192H180ZM188 193H189V192H188ZM16 194H15V195H16ZM58 194H59V193H58ZM62 194H63V193H62ZM65 194H66V193H65ZM65 194H64V195H65ZM153 194H155V193H153ZM162 194H161V196H162ZM172 194H173V193H172ZM195 194H196V193H195ZM200 194H201V193H200ZM230 194H231V193H230ZM236 194H237V193H236ZM250 194H251V193H250ZM253 194H254V192H253ZM6 195H7V194H6ZM6 195H5V196H6ZM10 195H11V194H10ZM49 195H50V194H49ZM51 195H53V194H51ZM67 195H68V194H67ZM84 195L86 196V194H84ZM88 195H89V194H88ZM119 195H120V194H119ZM165 195H166V194H165ZM190 195H191V194H190ZM231 195H232V194H231ZM237 195H238V194H237ZM237 195H236V196H237ZM256 195H257V193H256ZM2 196H3V195H2ZM11 196H12V195H11ZM11 196L9 197L10 199H11ZM13 196H14V195H13ZM27 196H28V195H27ZM29 196H30V195H29ZM31 196H32V195H31ZM36 196H37V195H36ZM58 196H59V195H58ZM145 196H146V195H145ZM151 196H152V195H151ZM172 196H173V195H172ZM172 196H171V198H172ZM193 196H194V193H193ZM200 196H201V195H200ZM202 196H203V194H202ZM234 196H235V194H234ZM240 196H242V195H240ZM0 197H1V196H0ZM7 197H8V196H7ZM15 197H16V196H14V198H15ZM46 197H47V196H46ZM48 197H49V196H48ZM50 197H51V196H50ZM50 197H49V200H50ZM67 197H68V196H67ZM71 197H72V196H71ZM75 197H77V195H76ZM78 197H79V196H78ZM102 197H103V196H102ZM110 197H111V196H110ZM132 197H133V196H132ZM135 197H136V200H137L138 198H141V197H138V198H137V196H135ZM169 197H170V196H169ZM207 197H208V196H207ZM217 197H218V196H217ZM237 197H238V196H237ZM242 197H243V196H242ZM242 197H241V198H242ZM249 197H250V196H249ZM252 197H253V196H252ZM28 198L30 199V197H28ZM32 198H34V197L32 196ZM35 198H36V197H35ZM54 198H55V197H54ZM54 198H53V199H54ZM63 198H64V197H63ZM72 198L75 199V198H74V195H73ZM72 198H71V201H72ZM191 198H192V197H191ZM193 198H194V197H193ZM0 199H1V198H0ZM10 199H9V200H10ZM37 199H38V198H37ZM51 199H52V198H51ZM59 199H60V198H59ZM101 199H102V198H101ZM105 199H106V198H105ZM110 199H111V198H110ZM153 199H154V198H153ZM153 199H152V200H153ZM200 199H201V198H200ZM206 199H207V198H206ZM1 200H3V197H2ZM1 200H0V201H1ZM5 200H6V199H5ZM9 200H8V201H9ZM26 200H27V199H26ZM158 200H159V199H158ZM177 200H178V199H177ZM239 200H240V199H239ZM50 201H51V200H50ZM52 201H53V200H52ZM73 201H74V200H73ZM134 201H135V200H134ZM159 201H160V200H159ZM159 201H158V202H159ZM207 201H208V200H207ZM252 201H253V200H252ZM252 201H251V202H252ZM11 202H12V200H11ZM11 202H10V203H11ZM13 202H14V200H13ZM26 202H28V201H26ZM36 202H37V201H36ZM38 202H39V201H38ZM41 202H42V201H41ZM151 202H152V201H151ZM154 202H155V201H154ZM202 202H203V201H202ZM204 202H205V201H204ZM242 202H243V199H242ZM0 203H1V202H0ZM29 203H30V202H29ZM135 203H136V202H135ZM146 203H147V202H146ZM146 203H145V204H146ZM254 203H255V202H254ZM254 203H253V204H254ZM5 204H6V203H5ZM19 204H20V203H19ZM36 204H37V203H36ZM45 204H46V203H45ZM69 204H70V203H69ZM85 204H86V203H85ZM165 204H166V203H165ZM181 204H182V203H181ZM199 204H200V202H199ZM201 204H202V203H201ZM201 204H200V206H201ZM210 204H211V203H210ZM239 204H240V203H239ZM250 204H251V203H250ZM1 205H2V204H1ZM22 205H23V204H22ZM26 205H27V204H26ZM26 205H25V206L23 205V206L26 207ZM47 205H48V203H47ZM49 205H50V204H49ZM73 205H74V204H73ZM142 205H143V204H142ZM146 205H147V204H146ZM158 205H159V204H158ZM174 205H175V204H174ZM182 205H183V204H182ZM241 205H242V204H241ZM244 205H245V204H244ZM260 205H261V204H260ZM27 206H28V205H27ZM31 206H32V205H31ZM31 206H30V207H31ZM43 206H45V205H43ZM43 206H42V207H43ZM71 206H72V204H71ZM71 206H70V207H71ZM95 206H96V204H95ZM144 206H145V205H144ZM180 206H181V205H180ZM193 206H195V205H193ZM253 206H254V205H253ZM263 206H264V205H263ZM19 207H20V206H19ZM28 207H29V206H28ZM96 207H97V208H100V206H99V207L96 206ZM102 207H103V206H102ZM154 207H155V206H154ZM167 207H168V206H167ZM167 207H166V208H167ZM178 207H179V206H178ZM181 207H182V206H181ZM186 207H187V206H186ZM205 207H206V206H205ZM242 207H243V206H242ZM244 207H247V206L245 205ZM244 207H243V208H244ZM21 208H22V206L20 207V209H21ZM44 208H45V207H44ZM49 208H50V207H49ZM56 208H57V207H56ZM66 208H67V207H66ZM149 208H150V207L148 206V209H149ZM174 208H175V207H174ZM217 208H218V207H217ZM249 208H250V207H249ZM251 208H252V207H251ZM251 208H250V209H251ZM18 209H19V208H18ZM27 209H28V208H27ZM47 209H48V208H47ZM64 209H65V208H64ZM100 209H101V208H100ZM100 209H99V210H100ZM141 209H142V208H141ZM146 209H147V207H146ZM181 209H182V208H181ZM206 209H207V207H206ZM221 209H222V208H221ZM233 209H234V208H233ZM241 209H242V208H241ZM30 210H31V209H30ZM55 210H56V209H55ZM58 210H60V209H58ZM65 210H66V209H65ZM93 210H94V209H93ZM125 210H126V209H125ZM151 210H152V209H151ZM208 210H209V209H208ZM210 210H211V209H210ZM234 210H235V209H234ZM70 211H71V209H70ZM145 211H146V210H145ZM172 211H173V210H172ZM187 211H188V209H187ZM211 211H212V210H211ZM258 211H259V210H258ZM22 212H23V211H22ZM22 212H21V213H22ZM25 212H26V211H25ZM65 212H66V211H65ZM65 212H63V215H64ZM68 212H69V211H67V214L64 215L65 217L68 215ZM127 212H128V211H127ZM180 212H181V211H180ZM191 212H192V211H191ZM203 212L205 213V210H204ZM217 212H218V211H217ZM219 212H220V211H219ZM233 212H234V211H233ZM236 212H237V211H236ZM243 212H244V210H243ZM5 214H6V213H5ZM70 214H71V213H70ZM112 214H113V213H112ZM193 214H194V213H192V215H193ZM220 214H222V213H220ZM252 214H253V213H252ZM262 214H263V213H262ZM130 215H132V214H130ZM142 215H143V214H142ZM205 215H206V214H205ZM218 215H219V214H218ZM60 216H61V215H60ZM108 216H109V215H108ZM112 216H114V215H112ZM139 216H140V214H139ZM144 216H145V215H144ZM144 216H143V218H144ZM219 216H220V215H219ZM226 216H227V215H226ZM226 216H225V217H226ZM67 217H70V216L68 215ZM102 217H103V216H102ZM118 217H119V216H118ZM190 217H191V216H190ZM210 217H211V216H210ZM227 217H228V216H227ZM252 217H253V216H252ZM59 218H60V217H59ZM61 218L63 219L64 217H61ZM110 218H111V214H110ZM115 218H116V217H115ZM122 218H123V217H122ZM124 218H126V217H124ZM124 218H123L122 220H125ZM241 218H242V217H241ZM17 219H18V218H17ZM25 219H26V218H25ZM62 219H60L59 221L61 222ZM101 219H102V218H101ZM127 219H128V218H127ZM129 219H130V218H129ZM136 219H137V218H136ZM146 219H147V217H146ZM195 219H196V218H195ZM217 219H218V218H217ZM252 219H253V218H252ZM20 220H21V219H20ZM23 220H24V219H23ZM66 220L69 221L68 218H67ZM99 220H100V219H99ZM109 220H111V219H109ZM208 220H209V219H208ZM72 221H73V220H72ZM128 221H129V220H128ZM131 221H132V223H133L134 218H133V220H131ZM144 221H145V219H144ZM195 221H196V220H195ZM232 221H233V220H232ZM63 222H64V221H63ZM73 222H74V221H73ZM81 222H83V221H81ZM90 222H91V221H90ZM93 222H94V221H93ZM96 222H97V221H96ZM100 222H101V221H100ZM103 222H104V221H103ZM129 222H130V221H129ZM136 222H137V221H136ZM136 222H135V224H136ZM153 222H154V221H153ZM206 222H207V221H206ZM214 222H215V221H214ZM235 222H236V221H235ZM247 222H248V221H247ZM61 223H62V222H61ZM69 223H71V221L68 222V225H69ZM75 223H76V222H75ZM78 223H79V222H78ZM78 223H77V224H78ZM85 223H86V222H85ZM94 223H95V222H94ZM105 223H106V222H105ZM110 223H111V222H110ZM124 223H125V222H124ZM190 223H191V222H190ZM226 223H227V222H226ZM243 223H244V222H243ZM64 224H65V223H64ZM71 224H73V223H71ZM71 224H70V225H71ZM97 224H98V222H97ZM99 224H100V223H99ZM99 224H98V225H99ZM102 224H103V223H102ZM118 224H120V223H118ZM140 224H141V223H140ZM221 224H222V223H221ZM221 224H220V225H221ZM259 224H260V223H259ZM18 225H19V224H18ZM58 225H60V224H58ZM82 225H83V224H82ZM86 225H87V224H86ZM86 225H85V226H86ZM90 225H92V224L90 223ZM128 225H130V223H129ZM138 225H139V223H138ZM142 225H143V224H142ZM154 225H155V224H154ZM154 225H153V226H154ZM225 225H226V224H225ZM235 225H236V224H235ZM32 226L34 227V225H32ZM48 226H49V225H47V227H48ZM61 226H62V225H61ZM72 226H73V225H72ZM77 226H78V225H77ZM92 226H93V225H92ZM135 226H136V225H135ZM139 226H140V225H139ZM196 226H197V225H196ZM262 226H263V225H262ZM20 227H21V226H20ZM33 227H32V228H33ZM58 227H60V226H58ZM70 227H71V226H70ZM80 227H81V226H80ZM88 227H89V226H88ZM90 227H91V226H90ZM131 227H132V226H131ZM142 227H143V226H142ZM169 227H170V229H172L171 226H169ZM225 227H226V226H225ZM39 228H40V227H39ZM52 228H54V226H52ZM62 228H63V227H62ZM65 228H66V227H65ZM78 228H79V227H76L77 230H75V231L78 232ZM103 228H104V227H103ZM125 228H126V227H125ZM129 228H130V227H129ZM135 228H136V227H135ZM151 228H152V227H151ZM158 228H159V226H158ZM243 228H244V227H243ZM246 228H247V227H246ZM256 228H257V227H256ZM56 229H57V228H56ZM70 229H71V228H70ZM70 229H69V230H70ZM72 229H73V228H72ZM85 229H86V228H85ZM87 229H89V228H87ZM137 229H138V228H137ZM141 229H142V228H141ZM148 229H149V228H148ZM159 229H160V228H159ZM162 229H163V228H162ZM170 229H169V230H170ZM199 229H201V228H199ZM51 230H52V229H51ZM51 230H50V231H51ZM64 230H65V229H64ZM64 230H63V232H64ZM90 230H92V229H90ZM95 230H96V229H95ZM95 230H94V231H95ZM163 230H164V229H163ZM173 230H174V229H173ZM241 230H244V229H241ZM241 230H240V231H241ZM52 231H53V230H52ZM67 231H68V229H67ZM73 231H74V230H73ZM85 231H86V230H85ZM116 231H117V230H116ZM128 231H129V230H128ZM133 231H134V230H133ZM143 231H144V229H143ZM156 231H157V230H156ZM160 231H161V230H160ZM167 231H168V230H167ZM7 232H8V231H7ZM43 232H46V231H43ZM71 232H72V231H71ZM87 232H89V230H87ZM87 232H86V234H87ZM134 232H135V231H134ZM151 232H152V231H151ZM157 232H158V231H157ZM175 232L177 233V232H179V231H175ZM243 232H244V231H243ZM256 232H257V231H256ZM256 232H255V233H256ZM260 232H261V230H260ZM10 233H11V232H10ZM46 233H47V232H46ZM46 233H45V234H46ZM56 233H57V232H56ZM64 233H65V232H64ZM67 233H69V232H67ZM81 233H82V232H81ZM81 233H80V234H81ZM84 233H85V232H84ZM115 233H116V232H115ZM119 233H120V232H119ZM130 233L132 234V232H130ZM142 233H143V232H142ZM144 233H145V232H144ZM225 233H226V232H225ZM24 234H25V233H24ZM45 234H43V235H45ZM61 234H62V232H61ZM65 234H66V233H65ZM104 234H105V233H104ZM126 234H127V232H126ZM135 234H136V233H135ZM138 234H139V233H138ZM199 234H200V233H199ZM15 235H16V234H15ZM20 235H22V234H20ZM73 235H75V234H73ZM114 235H115V234H114ZM116 235H117V234H116ZM141 235H142V234H141ZM143 235H144V234H143ZM152 235H153V234H152ZM220 235H221V234H220ZM242 235H243V234H242ZM0 236H1V235H0ZM27 236H28V235H27ZM40 236H41L42 239H43V236H42V235H40ZM47 236H48V235H47ZM69 236H72L71 233L69 234ZM76 236H77V235H76ZM82 236H83V235H82ZM109 236H110V235H109ZM125 236H126V235H125ZM145 236H146V235H145ZM149 236L151 237V235H149ZM157 236H158V235H157ZM157 236H156V237H157ZM177 236H178V233H177ZM197 236H198V234H197ZM223 236H224V235H223ZM225 236H226V235H225ZM228 236H229V235H228ZM237 236H238V235H237ZM61 237L64 238L63 235H62ZM66 237H68V234H67ZM66 237H65V239H66ZM72 237H73V236H72ZM92 237H93V236H92ZM92 237H91V238H92ZM262 237H263V236H262ZM27 238H28V237H27ZM45 238H46V237H45ZM47 238H49V237H47ZM52 238H53V237H52ZM52 238H51V239H52ZM68 238H69V237H68ZM68 238H67V239H68ZM129 238H131V237H129ZM152 238H153V237H152ZM196 238H197V237H196ZM198 238H199V237H198ZM226 238H227V236H226ZM226 238L224 237L225 240H226ZM231 238H232V237H231ZM9 239H10V237H9ZM9 239H8V241H9ZM65 239H64V240H65ZM107 239H108V238H107ZM120 239H121V238H120ZM126 239H127V238H126ZM143 239H144V238H143ZM143 239H142V240H143ZM149 239H150V238H149ZM169 239H171V237H170ZM227 239H228V238H227ZM259 239H261V238H259ZM259 239H258V241H259ZM111 240H113V239H111ZM121 240L124 241V239H121ZM130 240H131V239H130ZM222 240H223V239H222ZM225 240H224V241H225ZM252 240H253V239H252ZM254 240H255V239H254ZM1 241H3V239H2ZM1 241H0V242H1ZM6 241H7V240H6ZM17 241H19V240H17ZM70 241H72V238L70 239ZM106 241H107V240H106ZM255 241H256V240H255ZM255 241H254V242H255ZM3 242H5V240H4ZM3 242H2V243H3ZM50 242H51V240H50ZM79 242H80V241H79ZM111 242H112V241H111ZM140 242H141V241H140ZM143 242H144V240H143ZM150 242H151V241H150ZM227 242H228V241H227ZM227 242H226V243H227ZM5 243H6V242H5ZM12 243H15V241H14V242L12 241ZM16 243H18V244H16V245L19 246L20 243H19V242H16ZM68 243H69V242H68ZM102 243H103V242H102ZM106 243H107V242H106ZM129 243H130V242H129ZM141 243H142V242H141ZM206 243H207V242H206ZM258 243L260 244V242H258ZM258 243H257V244H258ZM10 244H11V243H10ZM10 244H9V245H10ZM28 244H29V243H28ZM99 244H101V243H99ZM104 244H105V242H104ZM122 244H124V243H122ZM143 244H144V243H143ZM230 244H231V243H230ZM241 244H242V243H241ZM59 245H60V244H59ZM75 245H76V244H75ZM101 245H102V244H101ZM141 245H142V244H141ZM145 245H146V244H145ZM151 245H152V244H151ZM180 245H181V244H180ZM185 245H186V244H185ZM187 245H188V244H187ZM190 245H191V244H190ZM239 245H240V244H239ZM242 245H243V244H242ZM262 245H263V244H262ZM5 246H6V245H5ZM5 246H3V249L5 248ZM7 246H8V245H7ZM7 246H6V247H7ZM53 246H54V245H53ZM66 246H67V244H66ZM83 246H84V245H83ZM114 246H115V245H114ZM147 246H148V245H147ZM155 246H156V245H155ZM181 246H182V245H181ZM240 246H241V245H240ZM258 246H259V245H258ZM8 247H9V249H10V246H8ZM37 247H38V246H37ZM51 247H52V246H51ZM99 247H100V246H98V248H99ZM107 247H108V246H107ZM107 247H105V248H107ZM43 248H44V247H43ZM49 248H50V247H49ZM73 248H74V247H73ZM109 248L111 249V247H109ZM112 248H113V247H112ZM136 248H137V247H136ZM139 248H140V247H139ZM148 248H149V247H148ZM213 248H214V247H213ZM7 249H8V248H7ZM7 249H5V250H7ZM66 249H67V248H66ZM69 249L71 250L72 248H69ZM92 249H93V248H92ZM159 249H160V248H159ZM164 249H165V248H164ZM253 249H254V248H253ZM10 250H11V249H10ZM13 250H14V249H13ZM34 250H35V249H34ZM62 250H63V249H62ZM105 250H106V249H105ZM117 250H118V249H117ZM125 250H126V249H125ZM137 250H138V249H137ZM139 250H140V249H139ZM161 250H163V249H161ZM185 250H187V249L185 248ZM185 250H184V251H185ZM194 250H195V249H194ZM210 250H211V249H210ZM241 250H242V249H241ZM94 251H95V250H94ZM109 251H110V250H109ZM112 251H113V250H112ZM118 251H119V250H118ZM123 251H124V250H123ZM148 251H149V250H148ZM164 251H165V250H164ZM259 251H260V250H259ZM36 252H37V251H36ZM107 252H108V250H107ZM121 252H122V251H121ZM129 252H130V251H129ZM185 252H186V251H185ZM205 252H206V251H205ZM207 252H208V251H207ZM245 252H246V251H245ZM262 252H264V251H262ZM0 253H1V252H0ZM2 253L4 254L3 251H2ZM5 253H6V252H5ZM7 253H9V252H7ZM47 253H48V252H47ZM73 253H74V252H73ZM108 253H109V252H108ZM118 253H119V252H118ZM118 253H117V254H118ZM122 253H124V252H122ZM159 253H160V252H159ZM209 253H210V252H209ZM9 254H10V253H9ZM36 254H37V253H36ZM57 254H58V253H57ZM124 254H125V253H124ZM162 254H163V253H162ZM168 254H169V253H168ZM170 254H171V253H170ZM174 254H175V253H174ZM243 254H244V253H243ZM246 254H247V253H246ZM253 254H254V253H253ZM257 254H258V253H257ZM11 255H12V254H11ZM107 255H109V254H107ZM153 255H154V254H153ZM153 255H152V256H153ZM177 255H178V254H177ZM196 255H197V254H195V256H196ZM208 255H209V254H208ZM247 255H248V254H247ZM65 256H66V255H65ZM73 256H74V255H73ZM77 256H78V255H77ZM90 256H92V255H90ZM122 256H124V255H122ZM129 256H130V255H129ZM165 256H167V255H165ZM169 256H170V255H169ZM211 256H212V255H211ZM263 256H264V255H263ZM2 257H3V256H1V258H2ZM138 257H139V259H140V256H138ZM145 257H146V256H145ZM163 257H164V255H163ZM255 257H256V256H255ZM79 258H80V257H79ZM79 258H77V259H79ZM88 258H89V257H88ZM88 258H87V259H88ZM95 258H96V257H95ZM112 258H113V257H112ZM148 258H150V255H149ZM157 258H158V257H157ZM167 258H168V257H167ZM193 258H194V257H193ZM93 259H94V258H93ZM93 259H92V260H93ZM120 259H122V258H120ZM151 259H153V258H151ZM245 259H247V258H245ZM98 260H99V258H98ZM106 260H107V259H106ZM126 260H127V259H126ZM140 260H141V259H140ZM144 260H145V259H144ZM167 260H169V258H168ZM187 260H188V259H187ZM190 260H191V259H190ZM210 260H211V259H210ZM238 260H239V259H238ZM257 260H258V259H257ZM63 261H64V260H63ZM79 261H80V260H79ZM93 261H94V260H93ZM133 261H134V260H133ZM141 261H142V260H141ZM154 261H155V260H154ZM212 261H213V260H212ZM221 261L223 262V260H221ZM221 261H220V262H221ZM38 262H39V261H38ZM89 262H90V261H89ZM139 262H140V261H139ZM142 262H143V261H142ZM152 262H153V261H152ZM184 262H185V261H184ZM215 262H217V261H215ZM222 262H221V263H222ZM245 262H246V261H245ZM257 262H258V261H257ZM55 263H56V262H55ZM121 263H122V261H121ZM140 263H141V262H140ZM150 263H151V262H150ZM181 263H182V262H181ZM226 263H227V262H226ZM235 263H236V262H235ZM5 264H6V263H5ZM97 264H98V263H97ZM122 264H124V263H122ZM144 264H145V263H144ZM183 264H184V263H183ZM185 264H186V263H185ZM213 264H214V263H213ZM215 264H216V263H215Z\"/></svg>",
	"mask_w": 264,
	"mask_h": 264
}]
</instances>
